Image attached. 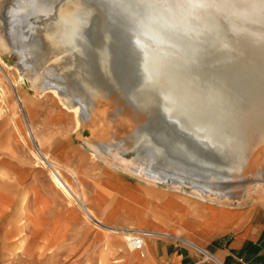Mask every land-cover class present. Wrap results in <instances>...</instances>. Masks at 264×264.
I'll return each instance as SVG.
<instances>
[{"label": "rangeland", "instance_id": "rangeland-1", "mask_svg": "<svg viewBox=\"0 0 264 264\" xmlns=\"http://www.w3.org/2000/svg\"><path fill=\"white\" fill-rule=\"evenodd\" d=\"M106 1L110 4L109 8L104 0H56L49 12H42L41 0H0V82L6 93L4 112L0 116V144L12 145L26 155H31L32 159L31 151L36 147L48 156V150H52L54 146V137L50 132L66 128L68 131L60 133V139L66 140L68 135H72L71 143L86 153L88 160L96 165L97 171H101L103 176L109 173V167L115 164L122 169L118 170L120 182H130L140 188L145 183L143 180L157 184L150 186L153 194L154 189H165L178 199H188L191 198L189 194L195 186L209 190L206 200L218 201L213 189L219 187L225 189L221 200L226 199V203H233L226 191L257 179L261 186L257 187L256 193L251 194L253 187H250L245 192L249 195H244L241 203L235 202L228 207L241 208L248 214L264 211V141L254 151L245 152L247 146L244 139L226 142L227 129L224 127L225 130L218 128L220 136L213 139L214 145L207 143L208 146L204 148L197 146L192 141L193 136L189 135L195 133L197 128L210 133L208 130L212 128V122L208 121V118L182 119L179 116L180 105L174 95V87L168 85L169 92L164 94L160 93H163L159 91L163 90L160 87L159 90L156 87V90L152 91L154 86H157L154 83L156 76L153 81L145 73V67L150 62L151 72L157 75L158 66L166 62L165 57H168L197 69L193 72H200V81L197 79L195 84L199 82L201 95L207 94L206 90L221 89L222 95L233 98L232 84L238 81L241 83L244 78L234 74L233 67H228L227 60L228 64L233 63V59H236L234 56L239 55L257 64H264V49L261 51L255 48H264V41L256 43L253 40V30L257 31L258 35L264 34V0ZM67 7L72 12L62 17V10ZM73 24H76L72 33L74 44H68L70 49L65 48V54H62L61 50L50 52L45 49L43 33L46 29L48 31L49 28L59 25L69 31ZM159 34L163 35L164 39H160ZM169 37L180 39L181 47L185 48L188 54L179 51L178 46L167 44ZM253 52L255 54L251 55ZM137 65L141 83L136 73ZM245 66H249L247 62ZM191 73L189 72L190 75ZM5 75L16 85L14 92ZM75 77L78 80L74 79ZM192 77L195 82L196 77ZM140 84L141 86H137ZM83 85L98 89L115 104H125L130 108H139L144 101H151L148 108L140 107L147 111L145 120L141 121L142 116L139 114L119 113V117L126 121L125 124L121 122L115 125V135L121 139L125 138V125H130L128 131L140 125V132L133 138L135 141L141 140L143 146L139 143V147H131L124 153V148L119 146L121 142L115 140L113 135L114 120L105 114L99 116L93 113V124L85 121L88 116L81 98L83 96H80L83 94ZM17 96L26 98L28 102H17ZM140 96L143 101H140ZM79 106L83 113L77 116L74 110ZM210 106L212 108L209 112L216 116L218 113L212 104ZM29 107L37 108L34 115L40 124L34 129L37 141L28 137L29 123L24 110L29 112ZM108 110L110 109L106 108V111ZM161 114L168 121L162 119ZM261 114H264V111H261ZM169 115L176 122L171 121ZM103 116L106 118L103 119ZM149 128H153V131L146 130ZM157 132L162 137L156 136ZM218 139L222 140V146L218 145ZM160 140L163 143H160ZM162 145L165 147L163 151L161 149L164 147H160ZM145 149H150L151 152H145ZM139 151L144 152L140 160H132ZM155 151L161 152L159 158ZM179 151L181 153L178 155ZM162 152H165L164 155ZM93 157L97 159L94 160ZM33 161L42 169L34 159ZM188 161L190 165L186 164ZM70 183L75 187L73 179ZM172 184H182L185 194L168 189ZM87 222L85 225L73 224L70 237L65 239L45 235L27 237L28 231L23 224L14 237L9 240L0 239V264H117L124 256L121 249L114 248V252H110L106 247V240L112 235L102 231L94 221ZM100 234L103 238L99 237Z\"/></svg>", "mask_w": 264, "mask_h": 264}, {"label": "crops", "instance_id": "crops-1", "mask_svg": "<svg viewBox=\"0 0 264 264\" xmlns=\"http://www.w3.org/2000/svg\"><path fill=\"white\" fill-rule=\"evenodd\" d=\"M36 109L24 112L38 139ZM67 131L52 130L53 149L48 156L43 154L74 189L79 199L75 203L53 186L47 171L37 167L31 155L0 144V239L14 237L23 224L27 237L65 239L73 224H86L85 213H89L102 231L112 235L106 240L109 251L119 248L123 252L117 264H264V211L248 214L226 207V199L217 202L191 195L178 199L165 189H154L153 194L150 186L157 184L143 180L140 188L120 182L118 170L122 169L115 164L103 176L86 153L71 143L72 135L60 139V133ZM112 229L148 235L143 246L131 252ZM201 251L214 260L206 261Z\"/></svg>", "mask_w": 264, "mask_h": 264}, {"label": "bare ground", "instance_id": "bare-ground-1", "mask_svg": "<svg viewBox=\"0 0 264 264\" xmlns=\"http://www.w3.org/2000/svg\"><path fill=\"white\" fill-rule=\"evenodd\" d=\"M54 1L56 0H41V4H40V9L41 11H45V12H49L52 4L54 3ZM79 2V1H78ZM196 4V3H195ZM12 7V5H11ZM55 8V7H54ZM15 10V9H14ZM19 10V9H18ZM13 12V11H12ZM70 12H72L70 9H68V7L62 10L61 16H66L69 15ZM113 12V11H112ZM15 13V12H14ZM114 13V12H113ZM116 13V12H115ZM8 14V13H7ZM74 14V13H73ZM9 15V14H8ZM11 15V14H10ZM16 16V15H15ZM11 17V16H10ZM14 17V16H13ZM10 19V18H9ZM13 19V18H12ZM15 19V18H14ZM62 21V20H61ZM240 21H238L239 23ZM240 24V23H239ZM253 24V23H252ZM74 28H76V24H73L72 28L69 29V31H66V28L63 26H59L56 25L55 27H51L44 31L43 33V45L45 47L46 50L50 51V52H54L55 50H61L62 54L66 53L67 50H65V48L70 49L69 47V43L74 41V36H73V32H74ZM97 28V27H96ZM256 29V28H255ZM13 30V29H12ZM93 30V29H92ZM253 30V29H252ZM96 31V30H95ZM255 36H253V40L258 43V42H263L264 41V34L263 35H258L257 31L253 30ZM104 33V32H103ZM9 35V33H7ZM94 34V33H93ZM104 35V34H103ZM94 36V35H93ZM107 36V34H106ZM159 38H163V35L159 34L158 35ZM99 39V38H98ZM110 39V38H109ZM9 40V39H8ZM111 41V40H110ZM10 42V41H9ZM180 39H178L177 37H169L167 38L166 43L169 44L172 47H176L178 46L179 51H183L184 54H188V51L185 48H182V44H180ZM12 43V42H11ZM97 43V42H96ZM101 43V42H100ZM99 43V44H100ZM113 43V42H112ZM130 43V42H129ZM72 44V43H71ZM74 44V42H73ZM179 44V45H178ZM102 45V44H101ZM77 44L75 43V47L76 48ZM96 46V45H95ZM106 46V45H105ZM110 46V45H109ZM108 46V48H110ZM112 46V44H111ZM116 46V45H115ZM72 47V46H71ZM73 48V49H74ZM100 48V47H99ZM128 48V47H127ZM255 48H259V50L263 51L264 48L261 47H255ZM95 49V48H94ZM113 49V47H112ZM111 49V50H112ZM116 49V48H115ZM107 51V50H106ZM109 51V50H108ZM81 53V52H79ZM78 53V54H79ZM86 53V52H85ZM89 53V52H88ZM87 54V53H86ZM93 54V53H92ZM99 54V53H98ZM104 54V53H103ZM255 52H253L254 55ZM81 55V54H80ZM89 55V54H88ZM94 55V54H93ZM102 55V54H101ZM99 55V56H101ZM111 55V54H110ZM123 55V54H122ZM250 55V54H247ZM79 56V55H78ZM82 56V55H81ZM97 56V54H96ZM115 56V54L113 55ZM74 57V56H73ZM93 57V56H91ZM111 57V56H110ZM109 57V58H110ZM80 58V57H79ZM112 58V57H111ZM110 58V59H111ZM129 58V57H128ZM233 59L234 62L228 64V60H227V65L228 67H233V72L236 76H243V81L240 83L239 81L237 83L234 82V84H232L233 88H232V92H233V98H226V95H222V91L221 89H217L215 91H208L206 90L205 92L207 94L204 93V95H201V89H200V85L199 82L198 84H195L197 79L200 81V72H193L195 69L192 66H187L186 64H184L183 62L181 63L180 61H174L171 60L168 57H165V59L167 60L166 62L160 64L158 66V70H157V75H154L155 73L151 72V67H150V62L147 63L146 67H145V73L146 75L154 80V77L156 76V81L154 82L155 85L153 90L156 88L159 90V87L162 88L163 90H159V91H163L160 92L161 94H164V92H169L168 90V85L173 86L174 87V95L177 98L178 102H179V116L184 120L185 119H199V120H203V119H207L208 121L212 122L213 125H211L209 123V125H211L212 128H210V133L205 131L204 129H200L197 128V130L195 131V133L193 132L192 135L189 136H195V138L200 139V141H204V145L208 144H213V139H216L217 136H220L219 132H218V128H223L225 127L226 130V142L228 143L229 141H233L235 139H244L246 142V146H247V150L245 149V152H249V151H254V149H256L263 141H264V119H262V116H264V114H261V111H264V64H257L255 62L246 60L245 58H242L241 56L237 55L234 56ZM101 59V58H100ZM104 59V58H103ZM83 60V59H82ZM91 59H89L90 61ZM93 60V58H92ZM122 60V59H121ZM74 61V60H73ZM76 61V60H75ZM118 61V60H117ZM78 62V61H77ZM88 62V61H87ZM107 62V61H106ZM113 62V61H112ZM124 62V61H123ZM245 62L248 63V67L245 66ZM84 63V61H83ZM90 63V62H89ZM59 64V63H58ZM104 64V63H103ZM86 65V64H84ZM88 65V64H87ZM92 65V64H91ZM90 65V66H91ZM115 65V64H114ZM74 66V65H73ZM127 66V65H126ZM129 66V65H128ZM4 67V66H3ZM78 67V66H77ZM80 67V66H79ZM114 67V66H113ZM250 67V68H249ZM71 68V67H70ZM73 68V67H72ZM92 68V67H91ZM111 68V67H110ZM83 69V68H81ZM80 69V70H81ZM76 70V67H75ZM90 70V69H88ZM96 70V69H94ZM110 70V69H109ZM115 70V69H114ZM140 70V69H139ZM79 71V70H78ZM83 72V71H82ZM114 72V71H113ZM135 72V71H134ZM189 72H192L191 75L195 76V82H194V77H192ZM73 73V72H72ZM85 73V72H83ZM112 73V72H111ZM137 73V72H136ZM77 74V73H76ZM75 74V76H77ZM79 74V73H78ZM121 74V73H120ZM126 74V73H125ZM81 76L83 74H80ZM88 75H90L88 73ZM245 75V76H244ZM85 76V75H84ZM87 76V75H86ZM92 76V75H91ZM116 76V75H115ZM122 76V75H121ZM72 77V76H71ZM138 77V76H137ZM78 78L80 79L81 77L78 76ZM89 78V77H88ZM121 78V77H120ZM119 78V79H120ZM128 78V77H127ZM5 79L7 80V82L11 85V87L13 88V92H14V88H16V85H14V83H12L9 79V77L7 75H5ZM74 79H77L76 77ZM73 79V80H74ZM115 79V78H114ZM122 79V78H121ZM78 80V79H77ZM141 80V79H140ZM146 80V79H145ZM76 81V80H75ZM92 81V80H91ZM111 81V80H110ZM132 81V80H131ZM77 82V81H76ZM79 82V81H78ZM137 82V81H136ZM146 82V81H145ZM92 83V82H91ZM125 83V82H124ZM141 83V82H140ZM182 83V84H181ZM233 83V82H232ZM73 84V83H72ZM195 84V85H194ZM201 84V83H200ZM85 85V83H84ZM82 86L81 89L83 92V94L81 92L80 96L82 95V101L85 104V112L87 114V119L85 121H88L89 124L92 123V116L93 113L95 115V113L97 115H101V114H105L107 115L111 120H114L113 123L114 125L113 128L115 129V125L117 123H123L125 124L126 119H124L123 117H119V113H122V115L124 114H128V113H132V114H139L141 115V121L146 118L145 115L147 114L145 112V110L143 108L140 107H146L148 108L151 105V101H144V103H142L141 105H139V108H130L127 107V105L125 104H115L113 101H110L108 96L103 93L102 91L98 90V89H91L89 87H85ZM96 85V84H95ZM119 85V84H118ZM197 85V86H196ZM199 85V86H198ZM88 86V85H87ZM90 86V85H89ZM137 86H141L137 85ZM168 86V87H167ZM182 87V88H180ZM186 87V89H185ZM152 89V87H151ZM150 89V90H151ZM155 89V90H156ZM187 89L191 90V91H187ZM76 90V89H75ZM80 90V89H79ZM126 91V90H125ZM16 93V92H15ZM119 93V92H118ZM114 96V95H112ZM173 96V95H172ZM16 97V96H15ZM141 97V96H140ZM139 97V98H140ZM150 97V96H149ZM168 97V96H167ZM114 98V97H112ZM116 98V96H115ZM142 98V97H141ZM169 98V97H168ZM17 102L19 101V103H21L22 101H24L25 103L28 102V100L24 97H20L17 96ZM170 99V98H169ZM143 101V98L140 99V101ZM138 101V99H137ZM136 101V102H137ZM16 102V103H17ZM170 102V101H169ZM176 102V101H175ZM6 103V93L5 90L0 82V105L2 107H0V116L1 114L4 112L3 111V106ZM87 103V104H86ZM162 103V102H161ZM18 104V103H17ZM114 104L116 106H114ZM176 104V103H175ZM213 105V108L215 110V112H217L218 114L215 116L212 113H210V108H212L210 105ZM78 106V105H77ZM177 106V105H176ZM174 106V107H176ZM178 107V106H177ZM176 107V108H177ZM20 108V107H19ZM107 109H110L108 111H106ZM152 109V108H151ZM169 109V108H168ZM120 110V111H119ZM76 115L78 116L79 113L82 114L83 111L82 109H80L77 107L75 110ZM170 113V112H169ZM3 115V114H2ZM96 115V116H97ZM95 116V117H96ZM102 116V115H101ZM147 116V115H146ZM177 116V115H176ZM106 117L103 116V119H105ZM153 118V117H152ZM171 121L176 122L175 120H173V118H170V115L168 117ZM176 118V117H175ZM102 119V120H103ZM84 121V119H82ZM97 120V119H96ZM145 120V119H144ZM167 120V119H166ZM168 121V120H167ZM170 121V122H171ZM96 122V121H94ZM105 122V121H104ZM103 122V123H104ZM150 122V121H149ZM156 122V121H155ZM161 123V121H159ZM152 123V122H151ZM154 123V122H153ZM166 123V122H165ZM93 124V123H92ZM147 124V123H146ZM150 125V124H148ZM147 125V127H148ZM161 125V124H160ZM205 125V124H204ZM127 131L124 132L123 135H125V138H117L115 134H117V128L115 129V133H113V135L115 136V140H119L120 143V147L124 148V153H127V151L131 148V147H135V146H140V144L142 143L141 140L140 142L137 140L135 141V139L133 137H137L138 132H140L141 126H137L136 128H134L133 130L128 131L130 128V125L127 124L125 125ZM207 126V125H206ZM111 127V126H109ZM164 127V126H163ZM205 128V126H203ZM143 128V127H142ZM145 128V126H144ZM143 128V129H144ZM208 128V127H207ZM120 129V128H119ZM153 128H151L152 130ZM159 129V128H157ZM184 129V128H183ZM224 129V130H225ZM146 130H150L146 129ZM150 130V131H151ZM156 130V129H154ZM207 130V129H206ZM113 131V130H112ZM153 131V130H152ZM157 131V130H156ZM160 131V129H159ZM145 132V131H144ZM148 133V132H147ZM153 133V132H152ZM151 133V134H152ZM156 133V132H155ZM154 133V134H155ZM162 133V130H161ZM165 133V132H164ZM150 134V135H151ZM166 134V133H165ZM147 135V134H145ZM149 135V136H150ZM161 135L158 134L157 135ZM178 135V134H177ZM182 135V134H181ZM148 136V135H147ZM153 136V134H152ZM152 136H150L152 138ZM164 136V135H163ZM168 136V135H167ZM28 137L31 138V140L36 141V139L34 138V135L32 133V129H29L28 132ZM162 137V135H161ZM225 137V136H224ZM219 138V137H218ZM144 140V138H141ZM153 139V138H152ZM165 139H167V137H165ZM146 140V139H145ZM144 140V141H145ZM157 140V139H156ZM159 140V139H158ZM191 140V139H189ZM220 141V143L218 145H221L222 140L218 139ZM147 141V140H146ZM145 141V142H146ZM150 141V139H149ZM162 140H160L161 143ZM168 141V140H167ZM24 142V140H23ZM144 142V143H145ZM154 142V141H153ZM157 142V141H156ZM173 142V141H172ZM176 142V141H175ZM192 142V141H190ZM244 142V143H245ZM140 143V144H139ZM163 143V141H162ZM179 143V142H178ZM215 143V141H214ZM218 143V141H216V144ZM88 144V143H87ZM148 144V143H147ZM152 144V143H150ZM159 144V142L157 143ZM173 144V143H172ZM143 146V144H141ZM145 145V144H144ZM168 145V144H167ZM174 145V144H173ZM190 145V144H189ZM214 145V144H213ZM226 145V144H225ZM118 146V145H117ZM147 146V145H146ZM149 146V145H148ZM159 146V145H158ZM166 146V145H165ZM178 146V145H177ZM222 146V145H221ZM145 147V146H144ZM153 147V146H152ZM160 147H164V145L160 146ZM159 147V149H160ZM168 147V146H167ZM166 147V148H167ZM181 147V146H180ZM185 147V146H184ZM156 148V147H155ZM158 148V147H157ZM173 148V147H172ZM187 148V147H186ZM215 149H217V147H214ZM142 149V148H141ZM164 148H162L161 150L163 151ZM168 149V148H167ZM170 149V148H169ZM197 149V148H196ZM223 149V148H222ZM147 149H145L144 151L146 152ZM150 150V149H149ZM147 150V151H149ZM172 150V149H171ZM166 151V150H165ZM174 151V150H173ZM219 151V150H217ZM151 151H149L150 153ZM170 151H168L169 153ZM172 152V151H171ZM178 152V151H176ZM185 153H188L186 151H184ZM208 152V151H207ZM143 151H139L136 155V157H133L132 160H136L139 161L140 157L143 156ZM157 153V154H156ZM165 152H162V154L164 155ZM173 153V152H172ZM181 152L179 151L178 155ZM31 154L33 156V159L37 162V165H40L43 169H45L49 175V178L51 180V182L53 183V185L59 189L70 201H74L75 202H79V199L76 195V193L74 192V189H72V187L69 185L68 182H66L62 176L61 171L54 165H52L48 160L47 157L39 150L38 147H36L33 151H31ZM146 154V153H145ZM153 154V153H152ZM155 154L157 155V157L159 156V154H161V152H156ZM189 154V153H188ZM191 154V153H190ZM148 155V154H147ZM166 155V154H165ZM184 155V154H183ZM197 155V154H196ZM150 156V155H149ZM189 156V155H188ZM212 156V155H211ZM175 157V155H173V158ZM159 158V157H158ZM161 158V157H160ZM165 158V156L163 157ZM192 158V157H191ZM203 158V157H202ZM209 158V157H208ZM177 159V158H176ZM199 159V158H197ZM218 159V158H217ZM225 159V157L223 158ZM178 160V159H177ZM201 160V159H200ZM199 160V161H200ZM182 161V160H181ZM167 162H169L167 160ZM185 162V161H184ZM182 162V163H184ZM203 162V161H202ZM206 162V161H205ZM204 162V163H205ZM173 163V162H171ZM170 163V164H171ZM189 164V161L188 163ZM198 164V163H197ZM173 165V164H171ZM209 165V164H208ZM211 165V164H210ZM209 165V166H210ZM213 165V164H212ZM112 166V165H111ZM175 166V165H173ZM171 166V168H175ZM202 166V165H201ZM215 166V165H214ZM217 166V165H216ZM177 167V165H176ZM213 167V166H212ZM220 167V166H219ZM206 168V167H205ZM210 168V167H209ZM215 168V167H214ZM213 169V168H212ZM211 169V170H212ZM219 169V168H218ZM207 170V169H205ZM210 170V171H211ZM217 170V169H216ZM215 170V171H216ZM214 171V169L212 170ZM260 174V172H259ZM258 174V175H259ZM264 174V173H263ZM262 174V175H263ZM258 175H256V177H258ZM264 177V176H263ZM263 177H260L263 179ZM259 179V178H258ZM261 182V181H260ZM150 183V182H148ZM153 184V183H151ZM252 185V186H251ZM261 186V184L259 183V180L257 179H252L249 180L246 184H242L239 187H235L232 188V190H228L226 191V194L229 195V200L233 203H226V206H228L229 204H234L235 202H242L243 196L244 195H249V194H245L246 190H248V188L253 187V191L251 194H254L257 192V187ZM264 187V184L263 186ZM173 190L179 191V192H183L185 193L184 190V186L182 184H172V187H170ZM225 189L219 188V187H214L213 191L215 192V195L218 196L219 201L221 200L222 194H224ZM208 189H199L197 187H193L192 192L189 194L191 196L198 197V198H206V196H208ZM247 198V197H246ZM205 201V200H204ZM218 202V201H217ZM214 204V203H213ZM85 218L87 220H92V217L89 213H85ZM94 223V222H93ZM101 225V224H100ZM113 230V229H112ZM121 230V229H120ZM137 231V230H136ZM113 234H120L123 238V241L125 243L126 248L133 252L136 251L138 249H135L132 245H130L127 242V232L128 231H111ZM110 232V233H111ZM144 234H147L144 231H141ZM143 246V245H142ZM202 252V251H201ZM205 257H208L207 254H205ZM209 258V257H208Z\"/></svg>", "mask_w": 264, "mask_h": 264}, {"label": "built area", "instance_id": "built-area-1", "mask_svg": "<svg viewBox=\"0 0 264 264\" xmlns=\"http://www.w3.org/2000/svg\"><path fill=\"white\" fill-rule=\"evenodd\" d=\"M127 242L132 245L135 249H140L144 243V238L148 234H144L141 231H136V230H127ZM202 255L204 256L205 260H214L211 255H209L207 252L202 251ZM205 254L208 255V257H205Z\"/></svg>", "mask_w": 264, "mask_h": 264}, {"label": "water", "instance_id": "water-1", "mask_svg": "<svg viewBox=\"0 0 264 264\" xmlns=\"http://www.w3.org/2000/svg\"><path fill=\"white\" fill-rule=\"evenodd\" d=\"M105 2H107L106 0H104ZM107 4H108V8H109V6H110V4L107 2ZM195 38H196V36H195ZM194 42V41H193ZM196 43V42H195ZM196 45V44H195ZM128 51H129V53L131 54V52H130V50L128 49ZM137 76H138V79H139V83H140V77H139V74H138V65H137ZM161 117H162V119H164V120H166V118L161 114ZM167 121V120H166ZM192 141L194 142V144H196L197 146L199 145L201 148H204V147H206V146H208L207 144L206 145H204V141L202 142H200V139H197V138H195V136H193L192 137Z\"/></svg>", "mask_w": 264, "mask_h": 264}]
</instances>
